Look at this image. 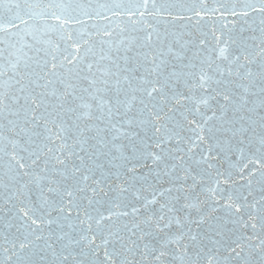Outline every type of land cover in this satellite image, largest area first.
Returning a JSON list of instances; mask_svg holds the SVG:
<instances>
[{
  "label": "snow or ice",
  "instance_id": "snow-or-ice-1",
  "mask_svg": "<svg viewBox=\"0 0 264 264\" xmlns=\"http://www.w3.org/2000/svg\"><path fill=\"white\" fill-rule=\"evenodd\" d=\"M0 264H264V0H0Z\"/></svg>",
  "mask_w": 264,
  "mask_h": 264
}]
</instances>
